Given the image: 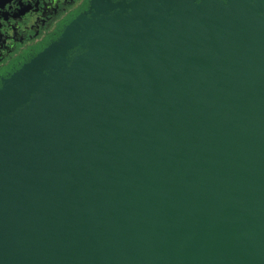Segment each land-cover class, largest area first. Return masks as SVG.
<instances>
[{
  "label": "water",
  "instance_id": "1",
  "mask_svg": "<svg viewBox=\"0 0 264 264\" xmlns=\"http://www.w3.org/2000/svg\"><path fill=\"white\" fill-rule=\"evenodd\" d=\"M0 264H264V0H91L4 79Z\"/></svg>",
  "mask_w": 264,
  "mask_h": 264
},
{
  "label": "flooded vegetation",
  "instance_id": "2",
  "mask_svg": "<svg viewBox=\"0 0 264 264\" xmlns=\"http://www.w3.org/2000/svg\"><path fill=\"white\" fill-rule=\"evenodd\" d=\"M117 1V0H114ZM91 0H0V88L56 40Z\"/></svg>",
  "mask_w": 264,
  "mask_h": 264
}]
</instances>
